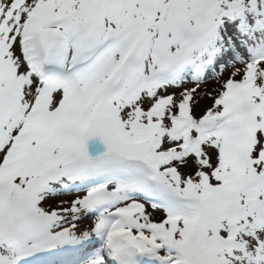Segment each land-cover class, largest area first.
<instances>
[{
  "label": "snow or ice",
  "instance_id": "1",
  "mask_svg": "<svg viewBox=\"0 0 264 264\" xmlns=\"http://www.w3.org/2000/svg\"><path fill=\"white\" fill-rule=\"evenodd\" d=\"M0 264H264V0H0Z\"/></svg>",
  "mask_w": 264,
  "mask_h": 264
}]
</instances>
